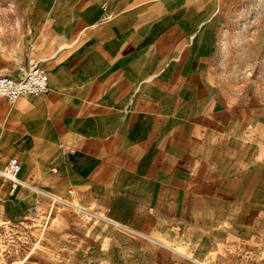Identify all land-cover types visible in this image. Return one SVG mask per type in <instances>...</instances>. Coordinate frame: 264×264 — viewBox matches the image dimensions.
I'll return each mask as SVG.
<instances>
[{
    "label": "crops",
    "instance_id": "0c3cea01",
    "mask_svg": "<svg viewBox=\"0 0 264 264\" xmlns=\"http://www.w3.org/2000/svg\"><path fill=\"white\" fill-rule=\"evenodd\" d=\"M216 3L40 0L24 12L0 74L38 63L50 90L0 98V167L22 164L14 193L0 180V222L69 194L93 210L96 233L66 237L61 264H211L220 253L264 264V235L243 215L264 204V112L207 73Z\"/></svg>",
    "mask_w": 264,
    "mask_h": 264
},
{
    "label": "rangeland",
    "instance_id": "374dc122",
    "mask_svg": "<svg viewBox=\"0 0 264 264\" xmlns=\"http://www.w3.org/2000/svg\"><path fill=\"white\" fill-rule=\"evenodd\" d=\"M39 1L0 0V48L25 34L24 12L39 10ZM216 1L215 14L205 24L207 73L234 102L247 101L264 112V0ZM39 197L41 203L27 217L0 222V264H61L66 237L96 233L93 210L74 196ZM243 215L257 220L254 229L264 235V204ZM216 262L231 264L221 253L208 263Z\"/></svg>",
    "mask_w": 264,
    "mask_h": 264
},
{
    "label": "built area",
    "instance_id": "2783aa9c",
    "mask_svg": "<svg viewBox=\"0 0 264 264\" xmlns=\"http://www.w3.org/2000/svg\"><path fill=\"white\" fill-rule=\"evenodd\" d=\"M102 8L106 10V2L102 4ZM49 90V74L38 63L33 64L21 78L0 74V98H6L11 104L17 102L21 97L40 96L48 93ZM2 158L3 155L0 152V161ZM21 168V161L16 157H10L0 167V180L9 182L10 193H14L21 184L19 178Z\"/></svg>",
    "mask_w": 264,
    "mask_h": 264
}]
</instances>
